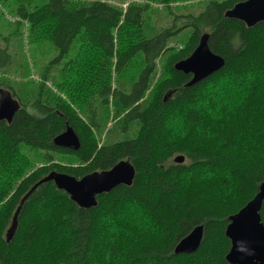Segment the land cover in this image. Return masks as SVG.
I'll list each match as a JSON object with an SVG mask.
<instances>
[{
  "label": "trees",
  "instance_id": "16d2710c",
  "mask_svg": "<svg viewBox=\"0 0 264 264\" xmlns=\"http://www.w3.org/2000/svg\"><path fill=\"white\" fill-rule=\"evenodd\" d=\"M173 1L153 0L163 6ZM239 1H209L198 14L185 15L181 26L176 21L151 35L142 29L144 7L138 3L120 9L102 0L79 5L27 0L34 3L31 9L14 10L34 26L32 41L48 39L58 49L51 63L70 53L76 42L80 47L72 52L70 81L59 86L64 98L40 86L29 105L20 103L11 123L0 121V264H228V217L264 182V22L247 28L224 17ZM184 27L190 29L185 45L169 56L159 90L147 97L156 59L175 51L167 42ZM203 33L209 34L208 45L224 58V65L185 87L191 75L173 65L192 52ZM10 56L0 49V68L10 63ZM132 59L141 68L129 84L119 76ZM223 80L227 89L214 93ZM109 103L122 112V122L137 120L140 127L132 139L100 146L92 134ZM65 124L79 137L77 150L53 144ZM174 124H183L182 136L168 131ZM198 136L205 144L194 142ZM216 137L220 144L212 148L209 142ZM23 144L49 154L67 153L75 165L48 158L51 164L23 177L24 168L30 167L20 153ZM175 151L189 162H170ZM121 159L135 168L131 186L98 195L95 207L80 208L51 181L31 190L51 171L79 178ZM188 175L197 182L190 185ZM28 191L6 241L4 230ZM260 217L264 224V199ZM199 224L204 228L198 249L174 254L176 243Z\"/></svg>",
  "mask_w": 264,
  "mask_h": 264
},
{
  "label": "rangeland",
  "instance_id": "374dc122",
  "mask_svg": "<svg viewBox=\"0 0 264 264\" xmlns=\"http://www.w3.org/2000/svg\"><path fill=\"white\" fill-rule=\"evenodd\" d=\"M71 1L79 5L80 2L88 4L93 0ZM102 1H107L120 9H125L126 5L130 3H138L143 6L144 23L142 29L147 35H151L158 31L159 28L175 24L176 21L177 24L181 26L183 24V20H186L183 18L185 15H196L204 9L209 1L221 0H174L173 2L164 6L153 2V0ZM33 4V2H27V0H0V49H7L11 55L10 63L3 68H0V87L5 89L6 87H9L13 91L15 98L18 99L21 104L25 105H29L30 102L34 100L40 86H42L44 89H47L51 95L64 98V92L59 89V86L64 82L70 81V78L67 76V69L70 67L71 60L74 58L72 52L75 51V48L80 47L79 42H76L70 53L59 59L57 63H51L52 59L58 56V49L53 46L48 39L32 41L30 36L33 33L34 26L27 23L25 19L14 13V10L17 12V9L20 6L31 9L30 6ZM38 29H43L45 31V29L40 26H38ZM189 32L190 29L188 27H184L179 29L169 38L167 42L168 46H174L175 51L165 52L156 59V71L154 70L153 74L151 75V87L146 92L147 97L152 91L154 94L159 90L160 85L158 83L163 77L161 76L163 72V66L167 63L169 56L173 52L177 53L185 45V41L188 38ZM140 68L141 65L138 66V64L132 59L128 65L123 68L122 73L119 76L120 80L122 82L129 81L130 84L133 79H136ZM226 83L227 80L216 83L212 91L214 93L217 92L218 94L224 92L227 89V85H225ZM207 89H209V86H207ZM242 89L243 84H240L239 92H241ZM208 91L209 90H207V92ZM235 96L237 95L235 94ZM222 101L226 100L221 97V102ZM239 102L240 99H238L235 104H239ZM95 103L98 104V101L96 100ZM71 108L80 114L81 110L77 104L71 102ZM122 116V112L118 111L117 106L113 103H109L107 106H105L99 119V127L94 129L92 134V136H94L93 138L96 139L100 146L112 144V142L116 143L122 140H129L136 136L140 124L137 122V120H131L129 123H125L124 121L122 122ZM122 125L125 126L123 127ZM168 131H173L171 134H179L180 136L185 133L183 124L171 125ZM238 141L239 139H236V143H238ZM194 142L199 146H201L202 143L205 144L202 140V136L194 138ZM209 143L213 148L218 143L220 144V139L219 137H216ZM20 153L22 155L24 154L30 161V167L27 166L26 168L24 166V169L27 170L23 177L37 170L38 167L51 164L52 162H50L48 158H51L53 162L75 165L74 159L67 153L52 151V153L49 154V152L36 148H29L24 144L20 147ZM174 153L176 154L170 158V162L176 155H184L183 152L180 151H175ZM188 160L189 159H184L182 163L187 164L189 162ZM3 177L6 176L4 175ZM187 178H190L191 180L189 182L190 185H193L197 182L189 175ZM20 181L21 179L18 180L17 184ZM182 187H184L183 182ZM2 203L3 202H0V205ZM9 225L10 223L5 228L4 235H6ZM146 236H150L149 231L148 235ZM134 239L135 238H130L129 240Z\"/></svg>",
  "mask_w": 264,
  "mask_h": 264
},
{
  "label": "water",
  "instance_id": "95a60500",
  "mask_svg": "<svg viewBox=\"0 0 264 264\" xmlns=\"http://www.w3.org/2000/svg\"><path fill=\"white\" fill-rule=\"evenodd\" d=\"M224 17L236 19L244 23L247 28L264 22V0H243L236 2L224 12ZM208 33H203L197 46L185 58L176 61L174 70L190 74V79L184 84L190 87L220 70L224 65V58L214 53L208 45ZM165 96L164 99H166ZM21 107L8 89L0 87V121L11 123L15 113ZM57 147L77 150L80 140L74 129L65 124L63 131L53 138ZM184 155H176L175 163H182ZM135 176V168L128 159H121L109 169L89 172L79 178L63 172L51 171L32 188L44 181H51L59 190L68 194L80 208H91L97 205L96 197L110 192L119 185L131 186ZM30 190V191H31ZM15 211L11 226L6 232V241H9L17 225V215L25 197ZM264 199V182L256 194L237 212L228 217L225 227V236L230 241V247L225 255L228 264H264V224L261 221L260 209ZM203 225L193 227L174 246V254L195 252L203 238Z\"/></svg>",
  "mask_w": 264,
  "mask_h": 264
}]
</instances>
